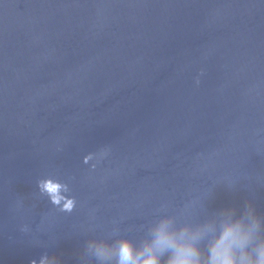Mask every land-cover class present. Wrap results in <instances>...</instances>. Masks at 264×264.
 <instances>
[{
    "label": "water",
    "instance_id": "obj_1",
    "mask_svg": "<svg viewBox=\"0 0 264 264\" xmlns=\"http://www.w3.org/2000/svg\"><path fill=\"white\" fill-rule=\"evenodd\" d=\"M249 209L264 237V0H0V264Z\"/></svg>",
    "mask_w": 264,
    "mask_h": 264
},
{
    "label": "clouds",
    "instance_id": "obj_2",
    "mask_svg": "<svg viewBox=\"0 0 264 264\" xmlns=\"http://www.w3.org/2000/svg\"><path fill=\"white\" fill-rule=\"evenodd\" d=\"M37 187L61 212H71L76 207L69 187L60 179L47 176ZM248 216L251 220L245 223L229 211L220 221L219 231L215 222H211L194 233L187 227L175 229L170 220L164 219L153 226L150 238L140 244L122 237L114 244L98 245L95 250L97 256L114 264H264V237L258 232L259 220L251 209ZM209 233L201 247L200 241ZM32 264L37 262L33 260ZM39 264H58V261L45 254Z\"/></svg>",
    "mask_w": 264,
    "mask_h": 264
}]
</instances>
